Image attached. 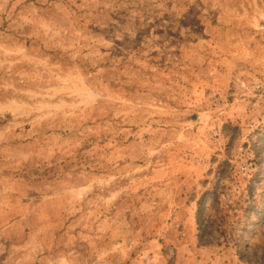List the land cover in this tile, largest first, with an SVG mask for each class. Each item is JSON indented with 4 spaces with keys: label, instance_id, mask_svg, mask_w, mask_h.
Wrapping results in <instances>:
<instances>
[{
    "label": "rangeland",
    "instance_id": "rangeland-1",
    "mask_svg": "<svg viewBox=\"0 0 264 264\" xmlns=\"http://www.w3.org/2000/svg\"><path fill=\"white\" fill-rule=\"evenodd\" d=\"M0 264H264V0H0Z\"/></svg>",
    "mask_w": 264,
    "mask_h": 264
},
{
    "label": "trees",
    "instance_id": "trees-1",
    "mask_svg": "<svg viewBox=\"0 0 264 264\" xmlns=\"http://www.w3.org/2000/svg\"><path fill=\"white\" fill-rule=\"evenodd\" d=\"M212 194H213V199H215L216 202H218V195H217V193L216 192H213ZM201 212H202L201 209H199L198 214H197V224H198V227H199V229L201 230V232L203 234L210 233L212 231L208 229V227L210 226L209 222L212 223V222H214V220L212 221L210 219V216H209L206 220H204V223H202L203 218L201 219V215H200ZM203 226H205V228H203Z\"/></svg>",
    "mask_w": 264,
    "mask_h": 264
}]
</instances>
